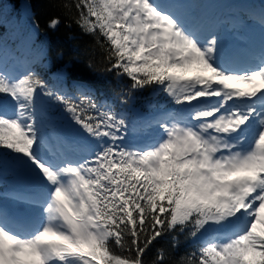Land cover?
Returning a JSON list of instances; mask_svg holds the SVG:
<instances>
[{
    "label": "snow or ice",
    "instance_id": "obj_1",
    "mask_svg": "<svg viewBox=\"0 0 264 264\" xmlns=\"http://www.w3.org/2000/svg\"><path fill=\"white\" fill-rule=\"evenodd\" d=\"M182 2L47 0L61 12L49 30L74 22L102 48L105 71L131 81L119 105L151 89L179 106L146 121L158 132L142 145L126 143L135 125L102 78L75 82L72 95L71 69L51 65L55 83L42 74L49 47L22 72L0 56V168L10 159L42 189L12 196L29 207H0V264H145L159 238L175 245L180 234L199 244L179 264H264V46L230 50ZM256 22L264 30V10ZM38 29L35 19L29 40ZM166 260L158 250L153 264Z\"/></svg>",
    "mask_w": 264,
    "mask_h": 264
},
{
    "label": "trees",
    "instance_id": "obj_2",
    "mask_svg": "<svg viewBox=\"0 0 264 264\" xmlns=\"http://www.w3.org/2000/svg\"><path fill=\"white\" fill-rule=\"evenodd\" d=\"M26 5L31 12L30 21L33 25V20L39 21V33L38 39L43 43L47 42V47L52 51L49 54L48 61H45L40 68L43 70L42 74L46 73V78L51 82H57V73L49 72L48 68L51 65L59 68L64 66L71 69L68 73L69 79L72 82L65 86V90L72 95H75L74 83L78 81H84L88 83H95L99 79H103L110 87L107 89L108 102L116 103L118 110L122 109L126 115L134 113V111H142L146 105H149L155 101L156 94L151 89H145L143 91H135L133 93L135 99L128 105H119L116 99V92L122 89L126 90L131 81L127 77L117 78L112 73L105 71V61L102 48L96 43V39L93 35L83 32L74 22L71 27H67V19L65 23H62L60 28L56 32H52L47 28V20L52 15H61V12L54 10L47 3V0H25ZM62 3L72 4V0H61ZM237 3V2H235ZM23 0H0V44L6 47L12 38L11 29L9 24L10 19L16 16L19 12ZM260 6V5H259ZM72 14H76V10L72 8ZM23 34V32H20ZM33 35V34H32ZM56 52H62V57L56 56ZM91 64L92 67L88 65ZM69 88V90H68ZM101 97H104V93H100ZM44 109L47 111L51 102L47 97H40ZM55 111V109H52ZM141 115V114H139ZM139 117V116H138ZM62 119V117H58ZM11 162L10 159H6ZM1 169V168H0ZM179 243L174 245L171 235H166L159 238L155 245L145 254V264H153L156 258L158 250H162L167 257L166 264H179L181 257H187L196 251L199 241L195 238L187 236L186 234H180L177 237Z\"/></svg>",
    "mask_w": 264,
    "mask_h": 264
},
{
    "label": "rangeland",
    "instance_id": "obj_3",
    "mask_svg": "<svg viewBox=\"0 0 264 264\" xmlns=\"http://www.w3.org/2000/svg\"><path fill=\"white\" fill-rule=\"evenodd\" d=\"M178 8H179V11L182 14L183 13L182 8L181 7H178ZM206 9H208V7L205 8V11H206ZM192 20H194V19H192ZM145 141H148V139H146ZM136 145H140V144H136ZM10 174L11 173H8L7 171L2 172V176L5 177V178L6 177H10ZM11 177H13L12 174H11ZM27 178L31 179V181H35L36 182L35 186L39 185V182L37 181V179H35L32 175L28 174ZM0 196H2V198H3V200L1 201L2 207L4 206L3 208H6L8 210L12 209V202H11V200H13L12 193H4V192H2V190H0ZM1 204H0V206H1ZM14 211H16V210H14Z\"/></svg>",
    "mask_w": 264,
    "mask_h": 264
}]
</instances>
